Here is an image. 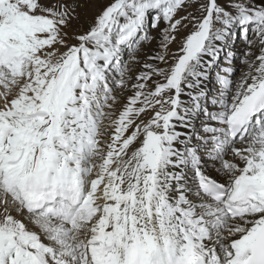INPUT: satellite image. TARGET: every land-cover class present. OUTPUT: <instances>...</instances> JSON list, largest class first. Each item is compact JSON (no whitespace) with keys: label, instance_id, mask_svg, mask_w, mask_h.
Masks as SVG:
<instances>
[{"label":"snow or ice","instance_id":"6c2138e0","mask_svg":"<svg viewBox=\"0 0 264 264\" xmlns=\"http://www.w3.org/2000/svg\"><path fill=\"white\" fill-rule=\"evenodd\" d=\"M89 2L0 0V264H264V0Z\"/></svg>","mask_w":264,"mask_h":264},{"label":"bare ground","instance_id":"6f19581e","mask_svg":"<svg viewBox=\"0 0 264 264\" xmlns=\"http://www.w3.org/2000/svg\"><path fill=\"white\" fill-rule=\"evenodd\" d=\"M98 1H99V0H90V2H89V4L87 5V7H86L85 9L82 10V15H81V19H80V21H76V22L73 23V28H72V29H69L70 32L76 30V28H77L78 25L84 24V25L86 26V22H87V19H86V18L90 15V13H91V8H92L94 5L96 6V4H97ZM103 1L105 2V0H103ZM221 2H226V0H221ZM100 4H101V3H100ZM90 6H91V7H90ZM92 11H93V10H92ZM156 30H157V31H156ZM156 30H155V31L153 30L152 33H151V35L154 36V37H157V38H158V32H159V29H156ZM153 45H154V44H153ZM170 46H171V45H170ZM234 47H235V49H237L238 51H242V50L244 49V47H245L244 41H243L241 38L237 41L236 38H235ZM149 48H151V46L147 44V45L142 49V51H141V53H140V55H139V57H138V59H139V63L133 64V65L131 66V74H132L133 77H135V75H136L139 71L142 70L141 65L145 62V60H146L148 54L150 53ZM153 48H157L156 42H155V45H154ZM170 48H171V47H170ZM151 55H152V54H151ZM161 67H164V65H161ZM237 76H238V74H237ZM213 82H214V79H213ZM212 86H213L212 83H209V84L207 85L208 88H212ZM128 94H130V93H126V95H128ZM182 98L186 99V97H182Z\"/></svg>","mask_w":264,"mask_h":264},{"label":"rangeland","instance_id":"374dc122","mask_svg":"<svg viewBox=\"0 0 264 264\" xmlns=\"http://www.w3.org/2000/svg\"><path fill=\"white\" fill-rule=\"evenodd\" d=\"M105 2H106V0H105ZM103 0H99L98 2H97V4H96V6L94 5L92 8H91V13H90V15L86 18L87 19V21H90L91 19H92V17H93V15L97 12V11H99V9H100V7L105 3ZM206 2V0H196V3H189L187 6H186V10H182V11H180L179 13H178V16H183V15H186L187 14V12H193L195 15H197V16H199L200 15V13L198 12V11H196V9L198 8V5L200 4V3H205ZM101 3V4H100ZM91 7V6H90ZM93 10V11H92ZM156 29H154V31H155ZM192 30V26H191V24H189L188 25V28L187 29H185L184 31H183V33L182 34H187L188 32H190ZM157 31V30H156ZM240 39V37H239V35H237V37H236V40L238 41ZM155 40H153L151 43H149L148 45H150L151 46V48H149V51H150V53L148 54V56L149 55H151V54H153L155 51H156V48H153L154 47V45H155ZM178 42L179 41H177V43H173L170 47H171V50H173V51H175V49L177 48V46H178ZM154 44V45H153ZM213 79H214V74H213Z\"/></svg>","mask_w":264,"mask_h":264}]
</instances>
